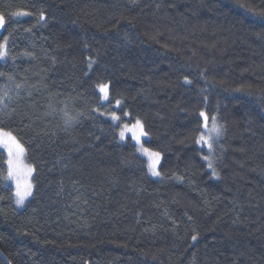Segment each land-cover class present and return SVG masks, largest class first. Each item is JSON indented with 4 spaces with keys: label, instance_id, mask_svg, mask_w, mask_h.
<instances>
[{
    "label": "trees",
    "instance_id": "trees-1",
    "mask_svg": "<svg viewBox=\"0 0 264 264\" xmlns=\"http://www.w3.org/2000/svg\"><path fill=\"white\" fill-rule=\"evenodd\" d=\"M249 7L264 11V0H0L6 13H32L9 19L0 37L16 57L0 72L24 84L17 95L0 77V90L12 89L0 127L35 170L19 210L0 148V251L10 264H264V17ZM101 81L109 109L119 99L128 113L121 124L142 122L161 180L99 113L108 111ZM65 108L82 113L67 131ZM201 111L224 128L216 175L195 142Z\"/></svg>",
    "mask_w": 264,
    "mask_h": 264
},
{
    "label": "snow or ice",
    "instance_id": "snow-or-ice-1",
    "mask_svg": "<svg viewBox=\"0 0 264 264\" xmlns=\"http://www.w3.org/2000/svg\"><path fill=\"white\" fill-rule=\"evenodd\" d=\"M130 2L135 5L136 0H130ZM242 9L245 8V5L241 4L239 5ZM251 15L257 16V17H264V11L256 12L253 11L252 8L246 9ZM32 13L27 10H16L12 11L10 13H6L5 11L0 10V30H3L5 27V24L8 22L9 19L12 17H26L31 16ZM46 17L43 11L39 14V19L37 23H40L42 21H45ZM41 26H44L43 24ZM31 28L25 29L26 32H31ZM10 36H4L3 40L0 41V61H7L8 59L15 60L16 57H10L9 51H8V42H9ZM24 56H33L32 52L24 51L22 53ZM96 63L94 59L91 57L88 60V68L91 69L93 67V64ZM0 77H6L7 81L9 83H15L14 77L12 75L6 74L4 72H0ZM185 84L191 85L192 81L188 79L187 76L184 77ZM24 87V84L22 83H15V89L17 92V95L19 94V90ZM110 84L108 82H98L95 84V90L99 93V98L103 101L109 100V92ZM2 91V95H0V111H4L7 109L8 104L6 101L11 100V96L9 95V92L12 91L11 88H7L0 90ZM201 91H204V89H201ZM236 91H241V89H237ZM115 104L117 107L120 106L121 101L118 99L115 101ZM63 111V115L65 118V124H64V131H67L69 127H71L74 123H77L79 120V117L82 115V113H77L76 115H70L67 109L65 108ZM96 111H99V109H96ZM103 115V113H101ZM110 118L113 121H119L120 116L117 115L115 111L111 112ZM125 116L128 115V113H124ZM199 116L203 118V123L201 125V132L196 139V143L200 144L202 146H207L209 155H206L203 157L204 160L208 161V167L213 170V175H216L215 169L213 168V162L211 159V153L213 152V145L215 142L219 140V138L224 134V128L223 125H220L217 122V117L215 115L209 117L206 115L204 111H201L199 113ZM126 130L127 132H131L132 139L136 141V144L139 146L138 151H140L142 154L147 156L148 158V171L152 176L159 177L161 175L160 171H158L157 166L160 163V156L161 154L159 152L151 151L150 149L144 147V144L141 142V137L147 136L148 133L144 130V126L142 122L137 119L135 124L132 125L131 128H129L128 124H123L119 136L121 140L126 139ZM137 132L139 134H137ZM0 147H3L7 151V178L11 180H15L16 182V191H15V202L18 206H23L25 200L32 195V184L30 182L24 183L23 185L20 182V175L23 173H26L27 176H31L34 169L30 166L25 167L23 165V158L25 156V153L27 149L25 148L24 144L20 142V140L13 135L11 131L5 130L3 127H0ZM67 165H65L66 167ZM0 199H3V197H0ZM192 241L195 242L197 240V235L192 236Z\"/></svg>",
    "mask_w": 264,
    "mask_h": 264
},
{
    "label": "rangeland",
    "instance_id": "rangeland-1",
    "mask_svg": "<svg viewBox=\"0 0 264 264\" xmlns=\"http://www.w3.org/2000/svg\"><path fill=\"white\" fill-rule=\"evenodd\" d=\"M30 16H26V17H17L18 19H26V18H29ZM4 30V29H3ZM3 30H0V37L2 36V33H3ZM1 62H5V61H0V63ZM109 92H110V89H109ZM101 102H102V105L103 106H106V108H107V110L108 111H106V112H99L100 114L101 113H103V115L105 116V117H107L109 120H111L115 125H117V126H120V129H119V132H120V130H121V128H122V126H123V124H128L129 125V128H131L132 127V125H134L135 123H132V124H129V123H123V124H121V121H122V119H127V120H129V116H125L124 114H122L120 111H121V107H122V105L120 104V106L119 107H117L116 105H112L111 106V108L109 109V103H110V95H109V100L108 101H103V100H101ZM113 111H115L116 113H117V115H119L120 116V120L119 121H113L111 118H110V113L111 112H113ZM137 134H139L138 132H137ZM127 138H130L131 139V142L132 143H134L135 145H136V150H137V152H138V154L141 156V157H143L144 159H146L147 160V163H148V158H147V156H145L144 154H142L140 151H138V145L136 144V141L135 140H133L132 139V134H131V132H127V130H126V139H124V140H122L123 142H125L126 140H127ZM144 140H147V136H144V137H141V142L144 144ZM144 147H146L145 145H144ZM4 152H5V154L7 155V151H6V149H4L3 147H0ZM147 148V147H146ZM207 148V147H206ZM208 149V148H207ZM152 151V150H151ZM155 152V151H154ZM8 158V157H7ZM208 162V161H207ZM161 164H162V155L160 156V163H159V165L157 166V169H158V171H160V167H161ZM23 165L25 166V167H28V166H30L29 164H28V162H27V159H26V153H25V156H24V158H23ZM31 167V166H30ZM33 168V167H32ZM34 169V168H33ZM210 171H213L212 169H210ZM151 175V174H150ZM151 177L153 178V179H155V180H161L162 179V176L160 175L159 177H156V176H152L151 175ZM34 179H35V170L32 172V174H31V176H27L26 175V173H23V174H21L20 175V182H21V184L23 185L24 183H27V182H30L31 184H32V195L31 196H29L26 200H25V202H24V204H23V206H18L17 204V208L19 209V210H23L25 207H26V205H27V203L31 200V198L33 197V195H34V191H35V182H34ZM7 184L9 185V186H11L13 189H14V194H15V191H16V182H15V180H11V179H8L7 178Z\"/></svg>",
    "mask_w": 264,
    "mask_h": 264
},
{
    "label": "water",
    "instance_id": "water-1",
    "mask_svg": "<svg viewBox=\"0 0 264 264\" xmlns=\"http://www.w3.org/2000/svg\"><path fill=\"white\" fill-rule=\"evenodd\" d=\"M0 258L3 260L5 264H10L6 256L0 251Z\"/></svg>",
    "mask_w": 264,
    "mask_h": 264
}]
</instances>
